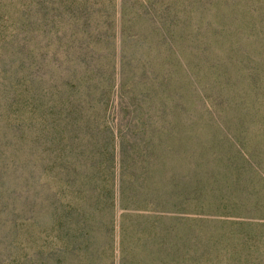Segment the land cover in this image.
<instances>
[{"label":"rangeland","instance_id":"obj_1","mask_svg":"<svg viewBox=\"0 0 264 264\" xmlns=\"http://www.w3.org/2000/svg\"><path fill=\"white\" fill-rule=\"evenodd\" d=\"M21 49L41 61L6 66ZM0 51V144L36 200L6 264H264V0H0ZM67 53L168 56L151 114L115 116L107 82L58 146L17 96Z\"/></svg>","mask_w":264,"mask_h":264},{"label":"trees","instance_id":"obj_2","mask_svg":"<svg viewBox=\"0 0 264 264\" xmlns=\"http://www.w3.org/2000/svg\"><path fill=\"white\" fill-rule=\"evenodd\" d=\"M4 43L2 47L4 48ZM9 44L14 45L16 40H10ZM3 51L7 52V48ZM0 51L2 54H5ZM22 49L9 57L6 66L13 67L16 61L20 62L19 56L23 54L22 64L25 62L38 63L41 58L29 53H23ZM168 56H156L150 53H133V54H111L97 55L91 53L72 54L67 53L59 55V63L54 64L55 72L59 78H55L52 86L45 88L44 85L33 86V93H38L39 97L36 102L29 98L26 94L17 96L19 109L29 114L30 105L35 107L40 118L50 117L41 107L50 105L54 114L55 129L50 134L52 141L60 146L63 137H67L70 133L67 131L69 116L81 106L83 98L90 92L98 90L96 98L104 100V86L109 82L110 87L115 90L113 98V114L115 116H128L134 114L136 117H145L151 114L152 105L148 101L153 98L151 87L158 92L163 88L164 82L160 79L158 70L165 64ZM2 69L0 68V75ZM30 74H33L30 71ZM34 75V74H33ZM141 85L146 88L140 90ZM3 84L0 81V94ZM85 87L82 92L81 89ZM78 93V94H76ZM65 95L64 99L59 103L58 97ZM45 100L47 103H44ZM169 103H163V111L168 112ZM180 106V102H176V106ZM44 127V124L41 123ZM64 153H66L64 151ZM63 153V154H64ZM15 158L11 161L7 160L5 153L0 144V264H6V256L16 258V244L19 231V205L22 203L26 207L29 204L35 205L36 200L27 192L22 194L20 189L22 175L14 165ZM61 169L62 166H61ZM35 180V179H34ZM38 182V181H37ZM33 213V212H32ZM90 238V237H89ZM89 238L86 240L88 241ZM47 248L42 247L41 251ZM45 257L52 259L56 253H45ZM43 255V256H44ZM61 256V254H59ZM57 255V256H59Z\"/></svg>","mask_w":264,"mask_h":264}]
</instances>
